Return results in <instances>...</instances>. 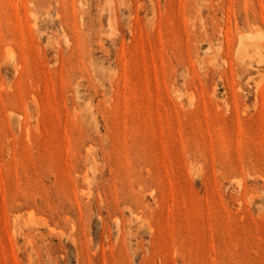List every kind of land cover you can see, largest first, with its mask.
<instances>
[{"label":"rangeland","instance_id":"1","mask_svg":"<svg viewBox=\"0 0 264 264\" xmlns=\"http://www.w3.org/2000/svg\"><path fill=\"white\" fill-rule=\"evenodd\" d=\"M0 264H264V0H0Z\"/></svg>","mask_w":264,"mask_h":264},{"label":"bare ground","instance_id":"2","mask_svg":"<svg viewBox=\"0 0 264 264\" xmlns=\"http://www.w3.org/2000/svg\"><path fill=\"white\" fill-rule=\"evenodd\" d=\"M246 37H247V38H253V36L250 35V34H247ZM262 37H263V36H262ZM243 38H245V37L242 36L241 39H243ZM239 55H240V57L242 58V60H244V61H246V59L248 58V55H247V48H246V46H244V44L239 45ZM251 65H252L251 62L247 63V67H248V68H252Z\"/></svg>","mask_w":264,"mask_h":264}]
</instances>
